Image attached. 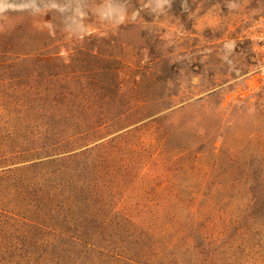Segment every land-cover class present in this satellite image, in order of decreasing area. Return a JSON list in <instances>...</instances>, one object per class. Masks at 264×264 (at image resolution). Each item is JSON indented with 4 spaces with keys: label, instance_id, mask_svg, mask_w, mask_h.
<instances>
[{
    "label": "trees",
    "instance_id": "obj_1",
    "mask_svg": "<svg viewBox=\"0 0 264 264\" xmlns=\"http://www.w3.org/2000/svg\"><path fill=\"white\" fill-rule=\"evenodd\" d=\"M17 33L0 31V263L264 264V91L206 126L179 117L203 98L162 91L145 114L107 39L66 57Z\"/></svg>",
    "mask_w": 264,
    "mask_h": 264
},
{
    "label": "rangeland",
    "instance_id": "obj_2",
    "mask_svg": "<svg viewBox=\"0 0 264 264\" xmlns=\"http://www.w3.org/2000/svg\"><path fill=\"white\" fill-rule=\"evenodd\" d=\"M13 28L37 48L53 38L51 51L66 57L75 40L107 39L124 60L125 90L148 101L145 114L160 110L162 91L176 108L203 98V110L179 117L199 112L206 126L264 91V0H0V31Z\"/></svg>",
    "mask_w": 264,
    "mask_h": 264
}]
</instances>
